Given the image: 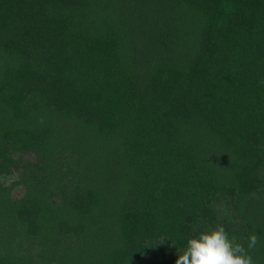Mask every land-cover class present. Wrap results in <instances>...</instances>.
I'll use <instances>...</instances> for the list:
<instances>
[{
	"label": "trees",
	"instance_id": "obj_1",
	"mask_svg": "<svg viewBox=\"0 0 264 264\" xmlns=\"http://www.w3.org/2000/svg\"><path fill=\"white\" fill-rule=\"evenodd\" d=\"M0 173V264H264V0H0Z\"/></svg>",
	"mask_w": 264,
	"mask_h": 264
},
{
	"label": "clouds",
	"instance_id": "obj_2",
	"mask_svg": "<svg viewBox=\"0 0 264 264\" xmlns=\"http://www.w3.org/2000/svg\"><path fill=\"white\" fill-rule=\"evenodd\" d=\"M258 243V236L248 237L247 248L230 240L225 228L218 225L201 231L187 241V248L175 264H254L249 250Z\"/></svg>",
	"mask_w": 264,
	"mask_h": 264
},
{
	"label": "rangeland",
	"instance_id": "obj_3",
	"mask_svg": "<svg viewBox=\"0 0 264 264\" xmlns=\"http://www.w3.org/2000/svg\"><path fill=\"white\" fill-rule=\"evenodd\" d=\"M3 174V173H0ZM16 173L13 174H7V175H0V181L3 182L6 185H10L11 182H14L16 180ZM23 193V187L21 185H15L12 189V194L14 196H20Z\"/></svg>",
	"mask_w": 264,
	"mask_h": 264
}]
</instances>
